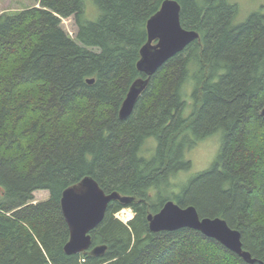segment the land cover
Wrapping results in <instances>:
<instances>
[{
	"label": "trees",
	"instance_id": "obj_1",
	"mask_svg": "<svg viewBox=\"0 0 264 264\" xmlns=\"http://www.w3.org/2000/svg\"><path fill=\"white\" fill-rule=\"evenodd\" d=\"M35 1L0 15V264H250L199 230L152 232L148 214L172 199L224 218L263 264L264 15L236 23L231 0H178L183 27L200 37L152 75L121 119L132 83L147 77L137 64L164 0H94L96 20L86 0ZM68 17L75 37L62 27ZM217 133L212 165L175 193L172 178L192 167L186 152ZM87 175L107 193L136 197L112 201L91 231L92 247L107 245L102 256L65 252L62 194ZM38 190L49 198L35 202ZM128 207L135 216L125 224L116 214Z\"/></svg>",
	"mask_w": 264,
	"mask_h": 264
},
{
	"label": "water",
	"instance_id": "obj_2",
	"mask_svg": "<svg viewBox=\"0 0 264 264\" xmlns=\"http://www.w3.org/2000/svg\"><path fill=\"white\" fill-rule=\"evenodd\" d=\"M181 10L178 0H164L160 9L148 19V40L141 48V58L137 64L139 71L144 72L147 77H140L132 83L120 109L121 119H126L132 113L152 75L167 60L200 37L197 30L183 27ZM94 81V78L88 79L90 84ZM115 200L131 204L136 201V197L122 195L118 191L107 193L90 175L63 191L61 206L70 230V238L65 245L67 254L86 251L92 256L105 254L107 245L92 247L91 231L103 221L109 204ZM148 221L152 232L175 231L181 228L199 230L207 237L219 241L247 263L256 262V258L244 249L242 234L238 229L232 228L222 217H201L194 205L181 206L174 200H168L160 211L148 214Z\"/></svg>",
	"mask_w": 264,
	"mask_h": 264
},
{
	"label": "rangeland",
	"instance_id": "obj_3",
	"mask_svg": "<svg viewBox=\"0 0 264 264\" xmlns=\"http://www.w3.org/2000/svg\"><path fill=\"white\" fill-rule=\"evenodd\" d=\"M231 2L238 4V11L235 18L237 22L245 21L250 14L255 12H264V0H231ZM38 5L35 0H0V15L3 13H16L27 7H32ZM99 15V9L95 4L94 0H86V18L88 20H96ZM62 27L64 30L75 37L77 32V25L73 17L63 18ZM191 96V90L187 92ZM189 105L184 112L186 116H189L192 112V100L188 98ZM191 106V107H190ZM221 144V133L209 136L201 141H199L194 147L186 152V158L191 160L192 167L189 170H184L178 173L174 178H172L173 191L178 193L180 191L181 185L186 182L187 179L193 177L195 174L208 169L217 157ZM156 142L152 139L146 142L143 154L150 157L155 151ZM173 195V193H172ZM49 198V192L47 190H38L35 192V202L46 200ZM173 200V199H172ZM128 212L132 213L134 218L135 213L131 208H125ZM123 211V210H122ZM121 212V211H120ZM124 214H127L124 212ZM122 213L116 215L118 219L121 217ZM121 220V219H120ZM123 223L124 221L121 220ZM129 222H125L127 224Z\"/></svg>",
	"mask_w": 264,
	"mask_h": 264
},
{
	"label": "bare ground",
	"instance_id": "obj_4",
	"mask_svg": "<svg viewBox=\"0 0 264 264\" xmlns=\"http://www.w3.org/2000/svg\"><path fill=\"white\" fill-rule=\"evenodd\" d=\"M127 94H128V93H127ZM124 100H125V99H124ZM123 102H124V101H123ZM122 104H123V103H122ZM121 107H122V105H121ZM120 109H121V108H120ZM263 111H264V110H263ZM263 111H262V113H263ZM119 116H120V111H119ZM124 209H125V208H124ZM124 209H122L123 211L121 210V212L119 211L118 214H119V213H120V214L122 213L121 217H119V218H120V219H124L123 221H124V223H125V222H129V221L133 218V216H132V213H130V212H128L127 210H124ZM124 212H126L127 214H124ZM116 215H117V214H116ZM148 222H149V221H148ZM100 223H101V222H100ZM100 223H99V224H100ZM99 224H98V225H99ZM91 249H92V248H91ZM91 249H90V250H91Z\"/></svg>",
	"mask_w": 264,
	"mask_h": 264
},
{
	"label": "flooded vegetation",
	"instance_id": "obj_5",
	"mask_svg": "<svg viewBox=\"0 0 264 264\" xmlns=\"http://www.w3.org/2000/svg\"><path fill=\"white\" fill-rule=\"evenodd\" d=\"M260 14L264 15V12H261Z\"/></svg>",
	"mask_w": 264,
	"mask_h": 264
}]
</instances>
